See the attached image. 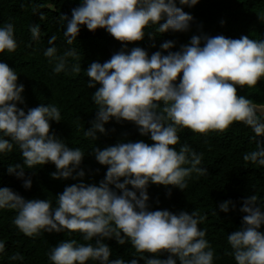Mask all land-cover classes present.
<instances>
[{
	"label": "clouds",
	"instance_id": "9594fccd",
	"mask_svg": "<svg viewBox=\"0 0 264 264\" xmlns=\"http://www.w3.org/2000/svg\"><path fill=\"white\" fill-rule=\"evenodd\" d=\"M198 2L179 0L180 5L188 7ZM61 19L67 22L64 38L68 45L77 40L81 26L91 32L105 29L127 45L142 41L149 26H158L160 34L169 30L186 32L193 17L177 7V0H81L80 6L72 9L71 19ZM30 32L33 39H39V26L32 25ZM148 36L154 38L152 33ZM56 39L53 35L44 51L54 65V73L67 72L71 58L76 63L70 71L79 74L78 50L70 48L58 55ZM17 47L14 26L4 24L0 27V54L14 53ZM173 47V42H164L161 48L167 55L157 51L151 57L140 47L130 52L122 49L103 64L91 63L86 71L87 86L96 89L92 100L97 111L91 129L84 135L96 140V133L106 134L104 125L115 118L117 122L134 123L141 136L150 134L151 145L138 141L95 148V159L107 166L105 179L99 186L81 182L66 187L56 198L55 208L49 199L25 200L9 188H0V209L17 213L13 224L25 236L67 231L80 233L84 241L95 240V245L78 244L74 239L60 242L48 254L52 264H126L123 259H109L111 250L103 240L113 238L120 245L130 242L137 253L153 257L170 254L166 260L142 255L145 264H176L173 257H178L180 264H213L214 251L205 238L206 231L198 227L207 217L199 211H151L147 187L151 183L183 191L193 174L197 179L208 174L200 167L202 153H196L187 143L176 150L180 144L178 130L207 136L222 134L238 122L250 127L256 136H264V121L257 114L264 115V104L237 92L238 88L251 89L264 79V39L193 36L180 51H170ZM17 81L16 71L0 62V134L7 137L0 138V153L12 152L15 145L23 159V166L9 165L8 174L24 179L25 168L52 163L57 169L52 179L72 178L84 153L50 134V121L61 120L59 108L41 103L26 114L16 106L24 103V86ZM243 161L264 167V146L257 143L255 150L243 155ZM78 176L83 178L84 172ZM23 187H32L30 178L24 179ZM231 204L221 203L220 211L227 213ZM240 212L244 213L242 227L227 237L231 255L236 264H264V234L259 231L264 225V211L257 195L245 198ZM4 249L5 244L0 242V252ZM10 259L24 257L17 253ZM127 264H138V259Z\"/></svg>",
	"mask_w": 264,
	"mask_h": 264
},
{
	"label": "trees",
	"instance_id": "16d2710c",
	"mask_svg": "<svg viewBox=\"0 0 264 264\" xmlns=\"http://www.w3.org/2000/svg\"><path fill=\"white\" fill-rule=\"evenodd\" d=\"M80 4L81 0H0V27L11 23L18 44L14 53L5 51L0 54V62L7 63L16 71L17 84L24 86V92L21 94L24 103H17L16 106L27 114L29 109L41 103L55 104L60 110L61 120L59 123L50 121V134L63 141L67 147L80 148L84 153V158L73 172L72 178L52 179L51 174L57 171L52 163L38 165L33 169L25 168L24 179L30 178L32 181V187L26 189L23 187L24 179L9 175L7 171L9 165L23 166L22 154L14 145L12 152L0 153V188H9L25 200L49 199L54 208L56 198L66 187L81 182L99 186L105 179L107 166L97 162L95 148L103 150L118 143L138 141L149 145L153 143L150 134L141 136L134 123L123 120L117 122L115 118L104 125L106 134L96 133V140L84 135V132L91 129L97 111V106L92 100L96 89L87 86L89 78L86 71L91 63L103 64L120 50L130 52L134 47L143 48L149 57L157 51L167 55L161 48L164 42H173L174 47L170 51L177 52L182 46L189 45L193 36L223 35L230 39L248 36L255 40L264 39V0H199L193 7L180 5L177 0V7H181L193 17L186 32L169 30L160 34L157 31L158 26H149L144 30L145 38L142 41L124 45L116 41L105 29L91 32L86 26H81L77 40L68 45L64 38L67 22L61 18L67 16L71 19L72 9ZM32 25L39 26V39H33L30 32ZM148 33H152L154 38H150ZM53 35L57 37L55 46L58 55L70 48L78 50L81 65L79 74L71 73V65L76 63L71 58L68 60L67 72L54 73V65L44 56V51L50 46L48 41ZM203 43L202 40L201 47ZM237 92L256 104H264V79L251 89L238 88ZM257 114L264 121V115L260 112ZM178 135L180 144L176 145V150L187 143L196 153H202L200 167L207 169L208 174L198 179L193 174L192 179L188 180V187L183 191L172 186L150 183L147 187L149 210H168L173 214L182 211L191 214L193 211H199L207 217L198 227L206 231L205 238L214 251L213 264H236L227 237L242 227L244 213L240 212V208L243 200L257 195L258 205L264 211V167L251 162L246 164L243 155L255 150L257 143L264 146V136H256L250 127L238 122H234L222 134L210 133L204 136L181 129L178 130ZM0 138L7 139L2 137V134ZM80 171L84 172L83 178L78 176ZM120 182H123V178ZM111 187L120 194L114 186ZM129 190H133L131 186ZM228 201L232 202L229 211H220V204ZM16 214L14 210L0 209V242L5 244L4 251L0 252V264H52L48 254L62 241L74 239L78 244L95 245V240L84 241L80 233L69 234L67 231L42 232L35 238L27 237L13 224ZM259 231L264 234V225ZM103 243L111 250L110 260L123 259L126 264L132 259H138V264H145V261L140 259L142 255L161 260H166L170 255L164 252L158 257H153L148 253H137L130 242L120 245L114 238L105 239ZM17 253L24 259L11 260L10 257ZM173 259L176 264H180L178 257ZM88 264L99 262L89 261Z\"/></svg>",
	"mask_w": 264,
	"mask_h": 264
}]
</instances>
